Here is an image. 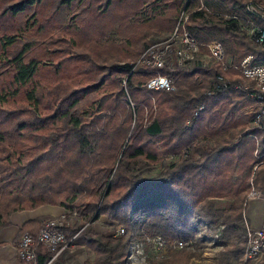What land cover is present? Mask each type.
<instances>
[{
	"label": "trees",
	"instance_id": "16d2710c",
	"mask_svg": "<svg viewBox=\"0 0 264 264\" xmlns=\"http://www.w3.org/2000/svg\"><path fill=\"white\" fill-rule=\"evenodd\" d=\"M246 1L0 0V230L12 212L42 204L79 212L67 238L103 215L125 232L82 228L74 239L94 253L93 264H126L131 219L141 213L148 234L167 239H192L203 218L223 226L222 240L242 235L245 193L264 184V170L253 172L264 129H246L243 111L253 100L231 89L206 95L212 66L162 67L176 86L164 90L143 85L151 67L130 71L129 63L184 14L189 33L219 40L234 63L249 54L264 61V47L239 24L254 20ZM215 198L230 203L218 207ZM37 221L21 234H35ZM47 254L37 245L34 264ZM52 264L69 261L61 253Z\"/></svg>",
	"mask_w": 264,
	"mask_h": 264
},
{
	"label": "built area",
	"instance_id": "2783aa9c",
	"mask_svg": "<svg viewBox=\"0 0 264 264\" xmlns=\"http://www.w3.org/2000/svg\"><path fill=\"white\" fill-rule=\"evenodd\" d=\"M245 10L253 19H241L239 24L245 31L246 36L255 44L264 47V3L257 0H247ZM183 15L172 31L165 37L147 45L135 62H130L132 71L137 64L143 63L152 68V72L143 85L148 89L175 90L176 86L172 79L160 68H175L195 62L200 66L214 67V75L211 82L205 87L204 93L211 95L216 91L231 89L241 92L251 98L255 108L251 110V119L246 129H264V61L251 63L252 55H246L239 63H234L226 58L222 43L217 39L207 41L197 40L184 27ZM228 17L227 15L224 16ZM197 83L203 78L199 74L194 76ZM124 83V81H123ZM204 104L196 107L195 114L202 110ZM189 125V122L186 121ZM257 140L255 134H250ZM257 164L264 162V151L254 152ZM245 198L260 197L262 203L261 222L257 226H247L245 230V243L240 264H253L256 259H261L264 264V194L252 183ZM80 218L75 208L61 207L58 214L41 219L35 234L22 233L16 242L17 258L23 262H34L36 246H43L48 254L42 264H52L65 245L72 241L78 232L87 224H95L97 229L111 236H118L125 232L124 227L116 221L90 217L87 222L71 237H66L65 227ZM220 235V231L215 234ZM141 243L149 247L150 256L153 259L161 257V251L167 248L180 249L186 241L183 239H167L162 235H145ZM142 251L140 244L130 239L127 255L132 257L134 251Z\"/></svg>",
	"mask_w": 264,
	"mask_h": 264
},
{
	"label": "rangeland",
	"instance_id": "374dc122",
	"mask_svg": "<svg viewBox=\"0 0 264 264\" xmlns=\"http://www.w3.org/2000/svg\"><path fill=\"white\" fill-rule=\"evenodd\" d=\"M166 34L167 33H157L153 35V37L161 38ZM253 108H255L254 105H249L244 107L243 111L251 114ZM249 122L246 124V127L249 125ZM167 161L168 160L165 158L160 159L154 164L155 168L149 175L157 173L161 169L163 163ZM257 169L264 170V162L260 164H257L256 162L253 167V172ZM252 185L264 192V184L261 186V189L259 188L260 184H257V186L254 184ZM245 197L246 196H244L241 210L244 222L242 235V229L235 230L230 234H227L228 237L222 240L221 234L218 236L215 234L219 231L221 232L223 226L209 224L202 217L203 219H200L197 223L198 230L192 239L185 240L186 244L180 249L167 248L166 250H162L160 254L161 257L158 259H153L150 256L149 247H147L146 244L141 243L142 238L149 233L145 230V225L147 223L145 213L133 216L131 219L132 227L129 232V241L131 239L133 242L140 244L142 251L137 252V250H135L132 257L127 255L126 264H240V257H238L236 253L238 248L243 247L244 242L242 239L244 240L243 236L245 235V230L247 226L251 225L248 217L249 205L251 203L254 205V202H257L259 206H262L260 197L248 199ZM99 217L102 219L105 218L103 215H100ZM253 264H263V262L261 259H256L253 261Z\"/></svg>",
	"mask_w": 264,
	"mask_h": 264
},
{
	"label": "crops",
	"instance_id": "0c3cea01",
	"mask_svg": "<svg viewBox=\"0 0 264 264\" xmlns=\"http://www.w3.org/2000/svg\"><path fill=\"white\" fill-rule=\"evenodd\" d=\"M257 1L264 3V0ZM213 201L218 207H227L230 203L229 200L223 198H215ZM61 207L59 204H42L32 209L12 212L10 214V224L0 230V264H34V262H23L16 255V242L21 235L22 226L31 220L40 221L44 217L56 215L60 212ZM261 216L262 206H259L257 202H254V205L251 203L248 212L251 225H259ZM38 221L34 226L35 228L38 227ZM93 227L100 231L95 228V224H93ZM61 253L69 261V264H93L94 253L86 247L83 241L78 239H73L67 243Z\"/></svg>",
	"mask_w": 264,
	"mask_h": 264
}]
</instances>
